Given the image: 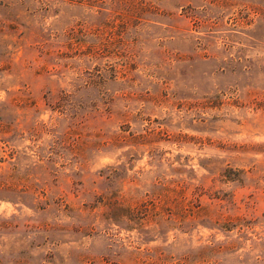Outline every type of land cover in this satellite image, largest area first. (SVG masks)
I'll return each mask as SVG.
<instances>
[{
	"label": "rangeland",
	"instance_id": "obj_1",
	"mask_svg": "<svg viewBox=\"0 0 264 264\" xmlns=\"http://www.w3.org/2000/svg\"><path fill=\"white\" fill-rule=\"evenodd\" d=\"M0 264H264V0H0Z\"/></svg>",
	"mask_w": 264,
	"mask_h": 264
}]
</instances>
